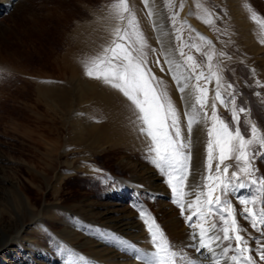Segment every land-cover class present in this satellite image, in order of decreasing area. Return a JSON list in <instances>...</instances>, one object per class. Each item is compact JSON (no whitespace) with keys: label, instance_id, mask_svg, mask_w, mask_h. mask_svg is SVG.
I'll return each mask as SVG.
<instances>
[{"label":"snow or ice","instance_id":"snow-or-ice-1","mask_svg":"<svg viewBox=\"0 0 264 264\" xmlns=\"http://www.w3.org/2000/svg\"><path fill=\"white\" fill-rule=\"evenodd\" d=\"M142 3L159 47L149 44L129 0H111L103 8L107 15L102 17L114 21L110 38L96 55L83 62L84 74L126 98L131 113L129 123L142 141L144 158L165 178L171 203L178 207L190 230L188 242L170 241L157 219L139 201L133 206L145 226L152 250L138 247L110 230L85 225L76 217L71 218L73 225L87 233L95 230L100 240L116 246L138 264H261L264 174L257 162L264 160V129L251 118L250 107L237 104L241 93L224 75L225 62L232 60V56L217 51L211 40L188 24L191 12L181 17L184 0L178 6L169 0L171 11L166 16L155 0ZM219 19L220 16L213 18L209 13L203 23L212 25ZM260 43L264 44V40ZM193 50L203 57L202 61L197 60ZM152 65L171 77L182 109H178L166 81L155 74ZM250 71L255 77V68ZM254 83L264 88L259 78ZM255 95L260 97L261 93ZM218 106L230 113V121ZM200 133L204 134L203 140ZM201 143L202 164L196 154ZM105 180L113 188L118 186L119 182L112 177ZM233 200L241 206L239 212ZM238 216L257 235L241 227ZM39 227L48 233L43 224ZM55 242L65 256L64 264H88L66 243Z\"/></svg>","mask_w":264,"mask_h":264},{"label":"rangeland","instance_id":"rangeland-1","mask_svg":"<svg viewBox=\"0 0 264 264\" xmlns=\"http://www.w3.org/2000/svg\"><path fill=\"white\" fill-rule=\"evenodd\" d=\"M110 2L111 0H17L7 9L0 8V75L9 74L7 78H0V225L12 223L14 211L11 204L17 197L14 199L11 191L16 190L18 185L29 195L35 207L43 202L52 205V209L50 207L42 212L46 223L51 218H56L53 215V209L57 207L55 205L79 204L84 196H91L93 200L101 202L105 200L104 194L110 191L129 194L123 201L122 199L115 201L128 209L135 210L134 203L142 202L144 208L157 219L163 230L166 228L165 224L170 219L174 220L177 213L182 218L178 207L171 203V194L165 178L144 158L142 141L135 136V131L129 123L131 113L127 104V113L123 115L121 122L120 110L114 112L106 107L104 111H99L100 103L97 104L96 100L88 104L75 102L70 98L71 89L66 87L67 94L63 100L70 106L69 109L65 110L63 119L58 118L53 127L48 128L44 125L51 121L49 116L51 109L45 110L44 105L47 98L50 99L51 93L42 95L41 86L50 82L57 83V71L64 63L68 65L72 60L73 65L76 64V67L74 65L76 70L78 69L84 76V80H89L84 74L83 67L86 57L85 60L69 58L71 51L75 50L72 31L78 22L91 18L97 20L101 29L99 36L102 39L98 41L95 54L92 56L96 55L101 45L107 43L110 38L109 32L114 24V21L102 18L107 15L103 8ZM172 2L178 6L180 0ZM184 2L181 17L191 12V15L187 16L188 24L196 32L211 40L217 51L223 50L232 56V60L225 62L227 67L224 75L241 93L237 98V104L250 107L251 118L264 129L262 102L264 88L256 87L254 83L255 78L264 82L262 58L264 56L261 57V54H264V44L260 43L264 40V24L258 22L264 21V0H184ZM129 3L149 44L158 48L156 34L152 30L142 0H129ZM155 4L165 16L171 11L169 0H155ZM209 13L213 18L220 16L221 19L215 20L212 25L203 23ZM253 15L256 17L255 20ZM255 39L261 44L260 49L254 46ZM193 54L197 56L198 61L203 60V57L194 50ZM152 67L155 74L166 81L170 95H173V90L174 96L179 97L171 77L161 73L159 67L155 65ZM251 68L256 70L255 77L250 71ZM90 80L95 81L97 90L102 87L113 99L123 97L102 82ZM209 87L211 90L212 85ZM256 92H260L261 96L257 97ZM218 109L226 120H231L229 112L219 106ZM81 113L83 115H78ZM110 113L117 118L115 124L113 121L111 124L108 122L112 115ZM84 116L87 119L94 118V122L101 126V130L107 135L114 128L116 132L106 137V142L102 143L75 142L71 139L72 130L80 125L81 122L78 120H83ZM241 120H244L243 114ZM200 136L203 140L204 134ZM56 137L57 144L52 145V140ZM121 158L133 162V166L124 167ZM203 158L204 151L200 158L201 164ZM261 161L260 166L257 162V166L263 170L264 160ZM93 169H100L102 172L98 173ZM149 171L153 174L151 180L147 178ZM43 176L47 177V183ZM105 177L114 178L119 182L118 186L113 188ZM233 204L239 212L241 206L235 200ZM237 219L239 222L242 220L241 217ZM242 221L243 224L247 223L245 220ZM38 229L35 224H30L21 232L12 247L17 261L6 257L5 264H33L35 261L37 264H43L44 260L39 255L42 251L41 246L37 248L29 246V239L25 236L29 233L37 235ZM168 238L174 243V239ZM183 238L184 240L176 244L188 242L187 235ZM51 241L50 235L45 234L43 245L50 246L53 244ZM188 251L192 252L191 249Z\"/></svg>","mask_w":264,"mask_h":264},{"label":"bare ground","instance_id":"bare-ground-1","mask_svg":"<svg viewBox=\"0 0 264 264\" xmlns=\"http://www.w3.org/2000/svg\"><path fill=\"white\" fill-rule=\"evenodd\" d=\"M16 1L17 0H0V8L7 9L8 7L12 6V4L14 5ZM99 29L100 24L97 20H94V18L78 22L76 24V27H74L71 35L75 38V50L71 51V56L69 58H78L79 60H85L84 58L86 57L87 60L88 58L92 57V55L95 54L94 51L96 50V47L99 43L98 41L102 39V37L99 36ZM254 46L258 49L262 47L256 39L254 41ZM262 56H264V54H261V57ZM69 63L70 64L68 65L64 63L63 67L57 71V83L54 84V82H50V84L48 85L43 84L41 86L42 95L51 93L50 99L45 97L47 98V100L44 103V105L46 106L45 110L51 109V114L49 115L51 121L48 123L46 122L44 125H46L48 128L53 127L54 125H56L58 118L60 120L63 119L65 110L69 109L70 106L68 104L67 106L64 103L65 101L63 100L67 94L66 87L71 89V100L73 99L75 102H81L80 104H88L93 100H96L97 104L100 103L98 107L99 111H104L106 107L110 111L114 112L120 110L119 118L121 120L123 115L127 113L126 104L128 105V102L126 101V98L119 97L113 99V97L106 93V91H104L102 87L97 90L94 83L95 81L90 79L84 80V76L81 74V72L78 69V71L76 70L75 63L74 67L73 60ZM172 93L174 100L177 95L174 96L175 93L173 90ZM175 100L174 101L178 109H182L183 105L180 101V96L176 97ZM116 114L118 116L119 112ZM110 115L111 116L108 122L111 124L112 121L114 123L117 118L115 119L113 113H110ZM84 117L85 118L83 120H78V122H81V126L79 125V127L77 125L72 130L73 134L71 139L75 142L102 143L106 142V137L108 138L116 132V128H114V130L109 135H107V133L101 130V126L94 122V118L90 117V119H87L86 116ZM121 122H123V120H121ZM75 124H77V122ZM200 134L203 135L202 133ZM136 135L137 133L135 132V136ZM57 141V137L53 138L52 145L57 144ZM202 146H204L203 143H201L196 148V154L199 163L201 162V154L204 151V148ZM121 162L124 167L133 166V162L127 161L126 158H121ZM260 162L262 161H258L259 166ZM260 171L261 174H264V169ZM147 173H149L147 174V178L151 180L153 174H151L150 171ZM43 178L47 183V177L43 176ZM11 195L14 197V199L15 197H17V199L14 200L15 202L13 204H11L14 211L13 218L11 219L12 223L8 225H0V264H5L6 257H9V259H12V261L14 262L17 261V257L13 254L14 251L12 250V247L14 246V243L18 239L19 235H21V232H24V230L30 224H35L36 227H39L41 224H43L48 229L47 234H49L50 237H55V239H51V242H53L52 245L45 246L43 245L45 233L40 230V227L38 229L37 235H34L32 233H29L28 235L25 234L26 238L29 239V246L35 248L41 246L40 248L42 249V251L39 255L44 260L43 264H64L65 256L58 251L55 240H60L66 243L69 247L73 248L78 255H82L86 258L88 264H138L136 260L120 251L116 246L100 240L96 236L95 230H93L91 233H87L83 228L77 230V227H75L73 225V222L71 221V217H78L79 220L82 221L85 225H93L100 229L110 230L116 233L121 238L128 239L129 241L135 243L138 247H141L145 250H152L149 243L148 234L142 220L139 217L137 209L131 210L126 206L115 202L118 199H122L123 201L124 199L129 197V194L110 191L104 194L103 198L105 200L101 202L93 200L91 196H84L83 199H81L82 202H80L79 204L69 205L65 203L55 205L57 207H54L53 215L58 221H55V219L51 218L50 220H48V223L45 222L42 216V212L47 211V209L52 206L51 204L43 202L40 206L35 207L31 202L29 195L20 188V185H18L16 190L11 191ZM58 202L60 201L58 200ZM16 209H18V211ZM3 212H5V210ZM242 220L239 222L241 227L244 226L243 228H246L248 232L256 235V233L251 229L250 225L248 223L243 224ZM164 227H166L164 230L166 235L171 239H174V243L181 242L182 239L184 240L183 237L186 235L188 236V233L190 231L185 225L184 218H180L178 216V213L176 216H174V220L170 219ZM193 255L195 254L193 253ZM33 264H37L36 261L33 262ZM261 264H264V262H261Z\"/></svg>","mask_w":264,"mask_h":264}]
</instances>
